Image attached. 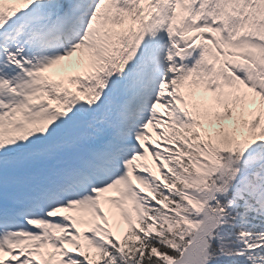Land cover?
Here are the masks:
<instances>
[{
    "label": "snow or ice",
    "instance_id": "snow-or-ice-1",
    "mask_svg": "<svg viewBox=\"0 0 264 264\" xmlns=\"http://www.w3.org/2000/svg\"><path fill=\"white\" fill-rule=\"evenodd\" d=\"M0 264H264V0H0Z\"/></svg>",
    "mask_w": 264,
    "mask_h": 264
}]
</instances>
